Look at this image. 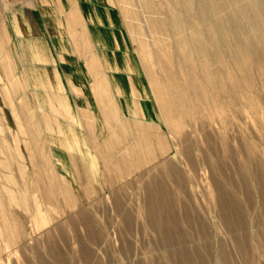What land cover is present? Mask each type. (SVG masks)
I'll list each match as a JSON object with an SVG mask.
<instances>
[{
	"label": "rangeland",
	"instance_id": "obj_1",
	"mask_svg": "<svg viewBox=\"0 0 264 264\" xmlns=\"http://www.w3.org/2000/svg\"><path fill=\"white\" fill-rule=\"evenodd\" d=\"M34 1L0 0V264H264V0H81L109 99L27 63Z\"/></svg>",
	"mask_w": 264,
	"mask_h": 264
},
{
	"label": "crops",
	"instance_id": "obj_2",
	"mask_svg": "<svg viewBox=\"0 0 264 264\" xmlns=\"http://www.w3.org/2000/svg\"><path fill=\"white\" fill-rule=\"evenodd\" d=\"M86 16L89 15L84 11L81 0H35L32 6L19 7L11 12L9 22L17 46L19 48L22 46L27 51L26 54L21 52V55L30 58L27 63L52 69V73L56 77L58 90L54 89V85L51 88L50 84L48 90L58 91L57 95L60 96V85L63 87L66 84L70 92L76 91V89L84 91L82 89L86 88V84L90 90L94 89L96 81V96L109 99L105 90H112V79L107 76L100 79V81L96 80L95 67L97 62L95 58L101 52H97L96 41L99 40L97 34L94 35L90 27V19ZM60 27L62 30H60ZM63 36L67 41L72 42L71 47L76 51L72 54L77 59L84 61L86 72H70L67 68L70 63L60 53V41L63 42ZM40 81L42 82V88H44L43 82L45 81L42 79ZM52 106L55 107L54 104ZM130 106L137 108L133 102ZM54 110L60 111V106L58 105ZM54 110L52 111L54 112ZM56 123V128L59 130V144L60 130L62 136L67 134L68 137L73 139V143L75 141L81 143L78 133L70 127L66 131L64 127L62 129L59 120ZM83 127H85L84 124Z\"/></svg>",
	"mask_w": 264,
	"mask_h": 264
},
{
	"label": "bare ground",
	"instance_id": "obj_3",
	"mask_svg": "<svg viewBox=\"0 0 264 264\" xmlns=\"http://www.w3.org/2000/svg\"><path fill=\"white\" fill-rule=\"evenodd\" d=\"M212 1L210 0L209 1V6H210V8L211 9H219V8H217V7H215V6H213V4L211 3ZM219 2V1H218ZM213 3H215V2H213ZM233 4L236 6V8H237V11H238V9L241 11V9L242 10H244V12L246 11V8L240 3V0H236V1H234L233 2ZM206 8H208V7H206ZM209 9V8H208ZM210 10V9H209ZM216 11V10H215ZM219 11V10H218ZM224 11V10H223ZM243 12V11H242ZM241 12V13H242ZM226 13V12H225ZM236 13V12H235ZM236 15V14H235ZM219 18V17H218ZM235 18H236V16H235ZM255 27H257L258 28V26L260 25L261 27H264V1H262V7L260 8V9H258V11L255 13ZM220 26V25H219ZM225 27V26H224ZM253 28V27H252ZM259 29V28H258ZM254 30V29H253ZM264 30V29H263ZM257 31V30H256ZM231 32V31H230ZM255 32V31H254ZM258 33L260 32V30L259 31H257ZM262 33V32H261ZM194 36H195V34H194ZM198 39V38H197ZM196 38H194V41H196L197 40ZM239 42V44H241L240 46H241V48H242V45L244 44V43H242L243 41L242 40H239L238 41ZM262 42H264V32H263V37H261V38H257V40H256V43L258 44V43H262ZM200 45V44H199ZM249 46H252V48H254V45H252V44H248ZM258 46H259V44H258ZM256 47V46H255ZM255 49V48H254ZM203 50H205V48H203ZM252 52V51H251ZM251 52H248V50H246V49H244V51H239V50H237V52H236V54L235 55H233L232 56V59H233V61L237 64V63H246L247 61H249V59H250V57L252 56V53ZM200 53H201V51H200ZM207 57V56H206ZM207 59V58H206ZM208 60V59H207ZM237 60V61H236ZM248 68V67H247ZM210 78H211V76H210ZM172 79V78H171ZM192 82V81H191ZM202 86V85H201ZM174 87V86H173ZM169 89H171V88H169ZM174 89V88H173ZM158 90V89H157ZM174 91V90H173ZM156 92V91H155ZM202 92H205V88H203L202 87ZM207 92V91H206ZM157 93H159V92H157ZM208 93V92H207ZM174 94V93H173ZM176 94V93H175ZM203 95H204V93H203ZM158 96V95H157ZM172 96V95H171ZM168 98H169V96H168ZM205 98V97H204ZM169 99H171L170 101H169V103L167 104L166 102L163 104V107H164V113L167 115L166 117H168V120H169V122L171 123L172 122V120L177 116V115H180V113H179V110H178V108H179V106L181 105V102H178L179 100H178V98H177V96L175 95L174 97H170ZM182 99V98H181ZM162 104V103H161ZM180 104V105H179ZM192 111H193V109L191 110V113H192ZM167 120V121H168Z\"/></svg>",
	"mask_w": 264,
	"mask_h": 264
}]
</instances>
